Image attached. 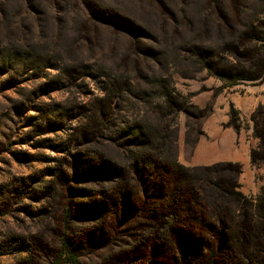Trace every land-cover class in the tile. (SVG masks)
<instances>
[{
    "label": "trees",
    "instance_id": "16d2710c",
    "mask_svg": "<svg viewBox=\"0 0 264 264\" xmlns=\"http://www.w3.org/2000/svg\"><path fill=\"white\" fill-rule=\"evenodd\" d=\"M81 46L144 55L161 69L85 64L73 55ZM0 54L36 59L58 70L57 78L70 77L75 63L95 72L90 78L101 95L73 102L84 120L79 131L113 144L122 157L115 171L107 167L99 176L77 164L71 182L52 178L44 190L55 201H46L41 217L53 224V241L30 235L23 241L27 255L13 264H264V188L245 195L239 163L181 164L173 138L182 114L199 126L205 115L177 90L176 75L219 80L216 95L264 82V0H0ZM229 117L239 132V112L231 108ZM251 119L259 139L251 161L258 165L264 104ZM54 181L71 201L60 202ZM97 183L106 184L99 193L85 187Z\"/></svg>",
    "mask_w": 264,
    "mask_h": 264
},
{
    "label": "rangeland",
    "instance_id": "374dc122",
    "mask_svg": "<svg viewBox=\"0 0 264 264\" xmlns=\"http://www.w3.org/2000/svg\"><path fill=\"white\" fill-rule=\"evenodd\" d=\"M96 1L110 4V0ZM104 34L109 35V32ZM117 43L118 48L124 46V42ZM143 44L153 45L148 40ZM97 49L81 46L73 55L81 56L85 64L103 61L113 69L120 64L130 68L138 66L142 73L161 69L158 62L144 55L113 54L108 48L102 53ZM57 64L65 67L63 62ZM47 67L36 59L0 54V244L7 247L3 252L6 254L0 255V264H13L14 258L26 256L23 241L30 235L43 243L53 241V224L48 221L44 225L41 217L46 201L51 205L55 201V196L47 199L49 190H44L52 178L57 176L55 181L64 184L71 182L69 174L77 164L81 170L99 176L98 171L106 173L107 167L115 171L122 160L113 144L102 139L86 140L79 131L84 120L73 102L84 104L101 95L90 78L95 72L75 63L69 69L70 77L62 74L57 78L58 70ZM175 83L184 97L191 96L192 103L205 112L200 126L194 116L181 115L173 134L178 161L188 167H203L217 163L216 158H211L213 153L239 155L237 158L241 162H224L241 164V191L249 197L259 195L264 188V162L253 165L251 161V153L259 145V139L253 135L251 116L260 104H264V82L243 83L218 95L215 89L221 82L207 79L204 74L196 79L176 75ZM231 108L239 112V132L228 126ZM120 113L124 116V112ZM257 126L263 131L261 123ZM110 131L115 135L114 127ZM210 158L212 163L202 164L211 161ZM55 181L50 186L63 195L66 188H56ZM103 185L106 184L81 186L99 193ZM71 200L66 192L60 197L61 203Z\"/></svg>",
    "mask_w": 264,
    "mask_h": 264
},
{
    "label": "crops",
    "instance_id": "0c3cea01",
    "mask_svg": "<svg viewBox=\"0 0 264 264\" xmlns=\"http://www.w3.org/2000/svg\"><path fill=\"white\" fill-rule=\"evenodd\" d=\"M239 155H237L236 157H231V156H226V155H221L220 153H218V152H216L215 154L213 153L212 155H211V158H216V161L215 162H217V163H220V162H224V161H232V162H241V161H239V159L237 158ZM211 158H210V160H211ZM209 158H207L206 160H208ZM212 161L213 160H211V161H206L205 163H202V164H204V165H207L206 163H212ZM214 164H216V163H214ZM248 164H249V162H248ZM213 165V164H212ZM203 166V165H202ZM209 166H211V165H209Z\"/></svg>",
    "mask_w": 264,
    "mask_h": 264
}]
</instances>
